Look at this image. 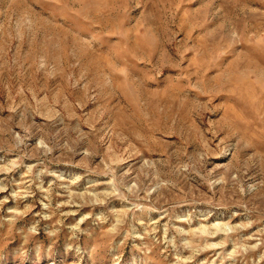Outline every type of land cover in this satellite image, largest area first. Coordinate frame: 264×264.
Masks as SVG:
<instances>
[{"label": "rangeland", "instance_id": "374dc122", "mask_svg": "<svg viewBox=\"0 0 264 264\" xmlns=\"http://www.w3.org/2000/svg\"><path fill=\"white\" fill-rule=\"evenodd\" d=\"M0 264H264V0H0Z\"/></svg>", "mask_w": 264, "mask_h": 264}]
</instances>
